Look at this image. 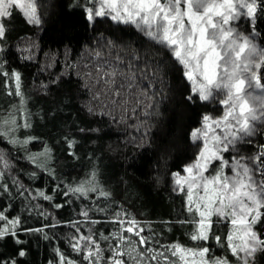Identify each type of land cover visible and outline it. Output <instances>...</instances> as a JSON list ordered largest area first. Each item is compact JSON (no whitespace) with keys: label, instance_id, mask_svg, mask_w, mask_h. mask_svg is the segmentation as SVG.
<instances>
[{"label":"trees","instance_id":"obj_1","mask_svg":"<svg viewBox=\"0 0 264 264\" xmlns=\"http://www.w3.org/2000/svg\"><path fill=\"white\" fill-rule=\"evenodd\" d=\"M91 6L88 0H38V26L15 7L1 20L6 33L0 38V125L15 117L20 125L15 139L27 143H11L12 135L0 138V211L19 221L0 237V264H59L61 254L76 264H89L83 253L73 250V237L109 236L100 240L107 249L114 245L112 233L119 227L113 222L115 213L139 221L143 235L151 236V246L159 251L174 243L206 246L210 256L243 264L227 246L226 236L233 231L229 220L214 223L209 240H190L193 214L187 211L185 193L174 186L173 173L183 172L201 149L192 131L205 115L220 116L222 106L194 95L183 68L135 26L108 16L89 21L86 9ZM235 26L255 35L264 47V11L258 9L251 22L241 17ZM25 40L31 42L26 48ZM97 52L120 72L127 73L129 64L138 70V87L123 90L126 105L110 103L103 73L96 71L102 62ZM117 56L123 65L116 62ZM14 73L20 76L21 96L14 94ZM148 83L152 87L144 95L141 88ZM102 92L98 105L96 96ZM25 123L30 127H23ZM260 145L264 123L223 155L229 160L250 157ZM46 150L50 158L40 156ZM81 181H91L98 191L87 196L69 191ZM99 190L110 195L101 197ZM84 210H89L87 219ZM4 223L0 221V228ZM253 226L264 239V219ZM240 236L242 232L234 233V243H241ZM252 264H264V251H257Z\"/></svg>","mask_w":264,"mask_h":264},{"label":"snow or ice","instance_id":"obj_2","mask_svg":"<svg viewBox=\"0 0 264 264\" xmlns=\"http://www.w3.org/2000/svg\"><path fill=\"white\" fill-rule=\"evenodd\" d=\"M88 2L92 5L86 9L89 21L95 17L110 16L113 21L135 26L166 50L183 68L184 76L194 85L192 93L201 101L221 97L219 104L223 107L222 115L217 118L205 115L202 127L191 133L193 141H202V147L194 163L183 168L187 175L181 176L180 172H175L173 176L179 191L185 193L187 211L193 214L191 223L195 227L190 240H209L214 223L221 219L229 220L233 231L226 236L227 246L233 256L242 259L243 264H249L247 257L254 256L258 250L264 251V239L252 228L258 220L264 219V145H260L257 153L250 157L233 156L229 160L223 154L238 142L254 135L257 123H264V47L254 43L252 35L243 34L235 27L241 17L254 21L257 10L264 11V0ZM13 7L21 9L30 23H40L35 0H29L27 5L20 0H0V17L11 16ZM5 33V25L0 23V38ZM95 55L102 61L96 66V71L103 73L101 79L107 86L106 94L112 97L110 103L126 105L123 90L138 87V70L129 64L127 73L120 72L112 67L111 62L104 60L101 52ZM116 62L124 64L119 56ZM13 75L16 80L14 94L21 96L20 76L18 73ZM118 77L121 78L119 83ZM141 79H146V76ZM151 87V83L144 85L141 93L146 95ZM188 99L191 100L192 96ZM19 127L15 117L4 120L0 125L3 129L0 138L12 135L11 143H27L26 140L15 139L14 133ZM23 127H30V124L25 123ZM40 156L50 158L49 150ZM32 159L36 160L37 157L33 156ZM3 187L0 185V188ZM69 191L87 196L89 192H97L98 186L91 181H81ZM68 194V191L64 193L65 196ZM39 195L46 200L51 199L43 192ZM99 195L107 198L110 194L99 190ZM99 211L105 209L100 208ZM81 214L87 219L89 210ZM213 216L217 218L216 221L212 219ZM0 221L5 222L0 228V237L8 234L9 227L19 223L18 220H9L3 211H0ZM113 222L119 225L117 231L112 233L114 245L104 249L100 240L107 241L109 236L99 234L97 238L96 234H81L73 237V250L83 253V259L89 264H229L226 258L210 256V248L206 246L188 248L174 243L159 251L151 246L152 237L143 235L145 229L135 218L121 219L120 213H115ZM76 231L80 233L78 227ZM240 232L243 233L239 237L241 243H234V233ZM11 234L15 235V232ZM214 238L217 241L221 239L220 236ZM105 251L107 256L104 255ZM24 254L23 251L19 253L20 256ZM59 264L76 262L61 254Z\"/></svg>","mask_w":264,"mask_h":264},{"label":"rangeland","instance_id":"obj_3","mask_svg":"<svg viewBox=\"0 0 264 264\" xmlns=\"http://www.w3.org/2000/svg\"><path fill=\"white\" fill-rule=\"evenodd\" d=\"M20 2L22 3V4H25V5H27L28 3H29V0H20ZM35 4H36V11H37V15L39 16V19H40V23H41V18H40V15H39V9H38V0H35ZM21 10V9H20ZM22 11V10H21ZM23 12V11H22ZM108 17H110V16H108ZM2 18L3 17H0V23H1V20H2ZM96 18V17H95ZM95 18L92 20V21H94L95 20ZM33 24H35V23H33ZM35 25H39V24H35ZM241 33H243V34H246V33H244L242 30H241V28H239V26L237 27V26H235ZM246 35H252V34H246ZM253 36V40H254V43H256L259 47H261L259 44H258V41H257V37H255V35H252ZM29 40H31V39H29ZM29 40H25L24 41V44H25V48L27 47V45H28V43H31L33 40H31V42H28ZM29 47V46H28ZM86 58H87V56H86ZM98 60H99V58H97ZM97 82V81H96ZM190 83H191V85H192V87L194 86L193 84H192V82L190 81ZM90 88H92V89H94V86H91ZM97 88V87H96ZM102 90V89H101ZM96 94H98V93H95L94 95H96ZM102 96H103V92H102V94L100 95L99 94V98L98 99H100V102H98V105H101V100H102ZM97 97V96H96ZM221 97H219V96H217V97H214V98H210L209 100H214V101H216V102H218L219 103V99H220ZM96 99V98H95ZM93 104H95V103H93ZM97 104V103H96ZM91 105H92V103H91ZM89 107H91V109H96V106H94V105H92V106H89ZM223 108V107H222ZM222 115V114H221ZM220 115V116H221ZM208 116H211V117H213V118H217V117H219V116H217V115H211V114H208ZM203 123V122H202ZM258 124V123H257ZM200 127H202V125L200 126ZM199 127V128H200ZM195 142H199V143H201V147H202V141H195ZM0 157H2V155H0ZM243 157V156H242ZM2 161V159H0V162ZM192 163H194V161L193 162H191V163H189V164H187V165H190V164H192ZM186 165V166H187ZM181 174V176H184V175H187L186 173H184V172H181L180 173ZM174 186H175V189H177V190H179L178 189V186L175 184V177H174ZM252 228H253V231H255L256 232V230L254 229V226H252ZM257 233V232H256ZM242 235H243V233H242ZM257 235H258V233H257ZM259 236V235H258ZM257 253V252H256ZM255 253V254H256ZM255 254H254V256H252V257H247V259H248V261H249V264H252L253 262H254V259H255ZM241 256H244V254L243 253H241ZM243 261V260H242Z\"/></svg>","mask_w":264,"mask_h":264}]
</instances>
